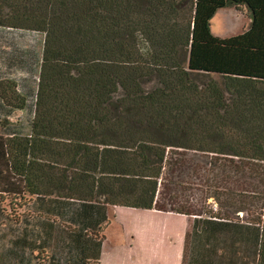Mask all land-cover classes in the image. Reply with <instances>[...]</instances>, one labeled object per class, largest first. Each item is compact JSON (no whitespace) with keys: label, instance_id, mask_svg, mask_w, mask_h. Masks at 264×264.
Segmentation results:
<instances>
[{"label":"trees","instance_id":"trees-1","mask_svg":"<svg viewBox=\"0 0 264 264\" xmlns=\"http://www.w3.org/2000/svg\"><path fill=\"white\" fill-rule=\"evenodd\" d=\"M0 29L43 34L36 87L0 77V264H97L108 206L194 215L181 264H264L260 216L171 205L206 168L264 202V0H0Z\"/></svg>","mask_w":264,"mask_h":264},{"label":"rangeland","instance_id":"rangeland-1","mask_svg":"<svg viewBox=\"0 0 264 264\" xmlns=\"http://www.w3.org/2000/svg\"><path fill=\"white\" fill-rule=\"evenodd\" d=\"M225 11L229 15V18L227 15L223 14L226 18L222 15L219 16L218 19L213 22L215 24L214 27L212 28L211 26V31L213 32L214 30L215 35L230 36L239 33L242 29L247 27L249 18L244 8L238 13L232 8H227ZM218 27L222 31V34L216 32ZM0 30H3L2 33H0V77L5 78V75H7L13 78H21L26 75L27 72H31L33 75L32 84L35 86L37 83V78L35 76L38 74L39 67H37L35 61L33 63L30 61L34 54L36 58L41 57L43 34L36 31L11 34L8 33L7 29ZM25 49L28 50L24 53L25 55L28 54L27 59L24 58L22 54L20 55L18 53ZM13 52H16L17 57L15 56L9 59L11 56L16 55ZM18 56L21 57V59ZM178 152L188 153V151L185 150H178ZM184 172L195 171L188 169ZM205 172H213V176L206 179L194 176H186L179 179L177 182L179 191H175L177 199L174 203H171V205L175 207L184 206L185 208H191L201 213L203 217L209 215L210 212L216 217L242 222L248 221L250 223L258 222L256 218L260 216L259 223H264V202L262 203L261 184L258 189H255L254 187L257 184L254 177L239 179V181L236 182L238 185L229 189V178L226 179L225 176L230 175L231 172H221L219 168H206ZM215 174L217 175L216 177ZM164 176L165 175H163V178ZM253 182H255V184ZM167 185L170 189L173 188L171 182H168ZM255 190L258 191L256 194L254 193ZM230 196L233 197L234 202L229 206L227 200ZM6 204L7 201L3 203V205ZM236 205L242 206L241 208H243V210H237L235 207ZM108 207V220L102 227V234L105 237V261H108V259H106L108 254L124 256L126 251L133 250V247L131 248L128 246L131 243L128 241L130 234L137 233L135 235H137L139 247L137 246L138 249H136V251H140L139 248H141L142 245L146 246V249H149V244L151 240L154 239L152 236H155L161 227L166 225L170 228L175 225L171 217H164L160 213H154L153 211L148 212L143 209L135 208L119 209L116 208V206ZM6 208L8 207L6 206ZM188 218V227L190 228L194 215L188 216ZM184 244V241L180 244L182 252L184 250ZM169 251H172V249Z\"/></svg>","mask_w":264,"mask_h":264},{"label":"crops","instance_id":"crops-1","mask_svg":"<svg viewBox=\"0 0 264 264\" xmlns=\"http://www.w3.org/2000/svg\"><path fill=\"white\" fill-rule=\"evenodd\" d=\"M223 14L227 15V17L229 18V15L226 13L225 10L221 13H218L216 17L218 18L221 15L225 17ZM216 32L222 34V31L219 27ZM116 208L133 209L131 207L122 206H116ZM143 210H146L148 212L153 211L154 213H160L164 217H171V219L174 220L175 225L170 228L166 225L164 227H161L156 233V235L152 236V238L154 239L151 240L149 244V249H146V246L142 245V247L139 248L140 251H136V249H138L137 246L139 247L137 235H135L137 233L135 232L132 233V235L130 234V236L128 237V241H130L131 243L128 246L131 248L133 247V250L126 251L124 253V256L108 254L106 256V259H108V261L104 260V237V239L102 240L100 257L98 259L97 264H181L182 250L180 244L184 241L183 237L185 235L186 230L189 228L188 216L170 211L163 212L154 209ZM171 249L172 251H169Z\"/></svg>","mask_w":264,"mask_h":264}]
</instances>
